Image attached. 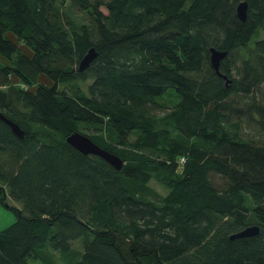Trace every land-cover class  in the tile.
<instances>
[{
    "label": "trees",
    "instance_id": "trees-1",
    "mask_svg": "<svg viewBox=\"0 0 264 264\" xmlns=\"http://www.w3.org/2000/svg\"><path fill=\"white\" fill-rule=\"evenodd\" d=\"M263 30L264 0H0V264H264Z\"/></svg>",
    "mask_w": 264,
    "mask_h": 264
},
{
    "label": "water",
    "instance_id": "water-1",
    "mask_svg": "<svg viewBox=\"0 0 264 264\" xmlns=\"http://www.w3.org/2000/svg\"><path fill=\"white\" fill-rule=\"evenodd\" d=\"M246 9L247 6L244 2L237 4L235 7V15L237 19L241 22L245 20L246 17ZM209 55V64L217 76L222 77L218 74V65L219 62L225 57V52H221L215 49L210 48L208 50ZM95 58V53L93 49L87 50L86 54L82 57V59L78 62V71L82 72L85 70L91 61ZM224 79V77H222ZM0 121L5 124L12 135L18 139L22 138V132L18 129V127L0 115ZM66 144H68L71 148L77 151L79 154L83 156H95L100 158L106 164H108L113 170L119 171L122 167L123 162L115 155L106 152L105 150L99 148L94 143H92L87 137L83 136L79 133H72L65 138ZM258 232V228L255 225L247 226L240 231L233 233L229 236L230 239L247 237L255 235Z\"/></svg>",
    "mask_w": 264,
    "mask_h": 264
},
{
    "label": "rangeland",
    "instance_id": "rangeland-1",
    "mask_svg": "<svg viewBox=\"0 0 264 264\" xmlns=\"http://www.w3.org/2000/svg\"><path fill=\"white\" fill-rule=\"evenodd\" d=\"M260 37L261 38H264V30L260 32ZM17 44L19 45V51L21 53H24V52H29V49L28 47H25V45H23L22 43H19L17 42ZM5 58L2 57V59L0 58V63H4V64H9V61H7L6 59L4 60ZM51 80L47 77V75L45 74H38L37 78H36V82H35V85H38V84H42V85H45V86H49L51 85ZM81 88L83 89V86H81ZM170 92V91H169ZM168 92V93H169ZM167 93V95H168ZM174 102V100H173ZM172 101L170 103H173ZM180 159L178 160L177 162V165H176V170L179 169L181 167V163L179 162ZM148 186L154 190L156 193L160 194V195H163L164 194V191L163 189L161 188V186L156 183L155 181H150L148 183ZM14 220V216H13V213L10 212L9 210H7L6 208H4L2 205H0V229L4 228L5 226L9 225L12 221ZM72 246L75 248V249H79V242L76 241L72 244Z\"/></svg>",
    "mask_w": 264,
    "mask_h": 264
},
{
    "label": "built area",
    "instance_id": "built-area-1",
    "mask_svg": "<svg viewBox=\"0 0 264 264\" xmlns=\"http://www.w3.org/2000/svg\"><path fill=\"white\" fill-rule=\"evenodd\" d=\"M180 163H182V159H180V161H179Z\"/></svg>",
    "mask_w": 264,
    "mask_h": 264
}]
</instances>
